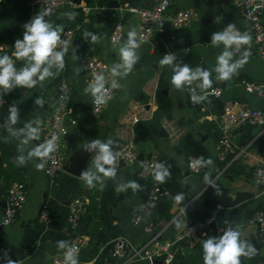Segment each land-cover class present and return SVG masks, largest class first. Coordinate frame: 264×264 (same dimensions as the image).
Returning a JSON list of instances; mask_svg holds the SVG:
<instances>
[{
  "label": "crops",
  "instance_id": "0c3cea01",
  "mask_svg": "<svg viewBox=\"0 0 264 264\" xmlns=\"http://www.w3.org/2000/svg\"><path fill=\"white\" fill-rule=\"evenodd\" d=\"M76 1L89 7H96L94 3L99 0ZM107 1L113 6H101L100 9H91L88 13L68 7L45 19L54 27L63 28L61 36L69 28L77 30L64 56V69L55 74L58 70L53 67L51 69L55 74L53 77L46 78L43 82L38 81L31 88H14L4 95L5 103L0 105V141L7 143L9 150L3 154L0 149L2 170L0 171V239L3 242L0 248V264H6L7 259L16 261L17 264H55L54 257L75 240L71 236L76 231L70 228L68 222L75 201L80 200L86 207L92 199L99 200L102 196L105 177L97 172V167L95 169L91 167V162H95L93 156L98 149L87 146L96 139L114 142L117 138L122 139L119 145L134 140L137 154L144 156L143 161L137 159L133 163L120 166L115 170V175L110 177L114 184L116 200L108 205L109 214L120 231L117 237L124 236L131 250L147 243L149 234L146 233L145 226L150 223L154 224L161 239H174L193 222L192 216L199 217L204 214V203L209 192L215 188H223L232 201L239 199L238 205L248 201L240 211L232 207L225 209L226 215L233 223L232 228L240 230L241 239L246 243L252 245V241L257 240L262 245L259 255L255 254L251 258L242 256L240 260L246 259V264H264V245L261 242V235L258 227L248 221L257 210L264 208V188L261 187L263 184L257 183L253 177L256 168L264 167V125L242 124L234 127L230 136L237 148V154L227 161L218 159L217 148L218 122L229 103H232L230 112L237 113L244 107H251L260 109L264 113V97L248 92L241 84L242 79L264 83V59L258 55L253 42L245 48L249 56L243 67L237 69V73L229 80H217L219 75L216 71L217 57L227 50L232 53L230 61L232 63L241 59L244 53L240 56L236 55L231 47L225 49L223 43L214 47L213 34L223 32L230 23L251 32L249 24L243 19L233 0H170L172 14L192 7L196 12L195 17L185 28L167 26L165 31L154 30L146 42L139 44V48L136 49L139 60L133 65L131 72L125 74L124 68L118 67L122 64L120 48L126 43L128 33L136 32L139 18L128 10L132 7L131 0ZM135 1L141 7L149 8L154 4V0ZM38 10L37 4L32 3L31 0H0V56L12 57L18 70L25 62L15 59L14 44L17 39H23L24 24L34 18ZM97 13H102L104 18L100 19ZM83 14L85 19L81 21ZM119 20L124 23V36L122 41L115 45L111 41V35L114 24ZM86 32L96 35L99 38L98 42L93 43L91 36L85 37ZM76 40L80 43L75 42ZM175 52L184 55L183 64L177 58L174 60L181 66L188 64L193 71L197 66L206 67V71L211 74L212 87L221 88L220 98L226 106L220 107L217 102L215 111L205 102L193 106L185 86L177 90L171 84L173 75L171 66L159 67V61L164 55ZM86 55L98 56L109 64L112 71L116 69L114 74L116 94L99 117L92 111L93 96L84 91L90 84L87 69L82 64V59ZM154 64L157 65L153 66ZM62 80H67L72 87L66 119L68 135L64 141L63 170L59 175L58 184L51 188L44 170L36 168V165L41 163L36 156L29 155L36 148L37 141L29 138L28 133L29 126L34 129L50 116L57 104L58 87ZM215 80L218 81L217 85L213 84ZM193 82L196 86L202 83L201 80ZM160 93L171 100V109L164 114L160 125V127L164 126L168 133L166 138L158 136L159 130L153 136L152 131L146 129L159 110ZM38 97L44 101L42 106L35 104ZM11 105H15L17 109L15 123L9 120ZM168 114L170 117H167ZM211 123H215L216 126ZM138 125L140 127L136 129ZM186 135L197 140L206 150L208 159L213 161L201 175L189 171L188 160L191 156H187L177 147L180 139ZM114 147L113 143L112 148ZM82 149L91 157L84 173L91 172L94 176H99V179L93 180L92 188L87 187L82 176L76 172L64 170L75 153ZM19 157H23L22 163ZM147 160L154 162L155 170L157 164L174 162L180 173V183L183 180L181 185L186 191L184 197L186 205L175 202L170 210L171 219L163 217L164 206L161 213L152 209L144 215L139 224H134L132 216L144 201L140 197L141 194H134L129 185ZM206 175L214 185L218 186L208 185L205 181ZM18 182H23L27 186V201L16 220L10 225H3L1 222L6 207L7 190ZM117 187L124 188V191L118 192ZM244 195H248L249 200H246ZM45 202L50 204L52 218L49 222L41 219V210ZM191 209H194V213H190ZM198 209H202L203 212L200 213ZM222 209V205L217 206V211ZM84 215L83 222L88 226L90 215ZM87 226L84 234L89 239L76 259L78 263L97 264V258L106 246H101L97 255H94L98 240L86 233ZM214 230L212 228L210 237L215 236ZM96 234L98 233L94 235ZM61 241L65 242L63 248L59 244ZM105 259L119 264L117 259L112 258V249ZM176 260L179 264H204L203 247L199 244L192 248L187 241L181 242ZM123 264H152V261L134 258Z\"/></svg>",
  "mask_w": 264,
  "mask_h": 264
},
{
  "label": "built area",
  "instance_id": "2783aa9c",
  "mask_svg": "<svg viewBox=\"0 0 264 264\" xmlns=\"http://www.w3.org/2000/svg\"><path fill=\"white\" fill-rule=\"evenodd\" d=\"M32 3L39 5L37 14L45 13V19L50 15L60 11L62 9L71 7L73 9L88 13L91 9H100L101 7H89L84 3L76 0H31ZM234 4L241 12L243 19L249 24V31H245L236 27V30L241 34L247 33L250 36V42L256 47L258 55L264 59V0H233ZM171 1L170 0H154L152 7H129L128 10L137 15L139 23L137 26V42L141 44L146 42L154 32L159 29L165 31L167 26L174 28L187 27L196 15L194 8L188 7L182 9L176 14L170 12ZM36 14V15H37ZM35 15V16H36ZM227 28V26H226ZM77 30L75 28L67 29L61 36V40H65L70 43L75 37ZM124 36V23L122 20L117 21L114 24V28L111 35V41L113 44H119ZM247 45L240 46L237 50V46H231L232 52L236 55H243ZM61 50L60 48L57 49ZM175 56L174 53H171ZM176 59V57H175ZM83 66L87 69L90 83L94 82V77L97 74H101L104 77V89L106 91L107 100L103 105H96L94 99L92 101V111L95 116L99 117L108 103L114 98L116 94L114 74L107 62L102 58L95 55H86L82 59ZM38 82V81H37ZM241 84L250 93H255L264 97V83L242 79ZM58 101L50 116L42 124L36 126L38 139L36 147L44 144L46 140L51 139L53 135L57 136V150L50 155V157L41 159L36 157L40 163L43 164V170L48 179L49 187L53 188L58 184V178L63 170L65 156H64V141L68 135V127L66 119L69 112V100L72 93V87L67 80H62L59 84ZM186 91L189 94L190 102L193 106L201 105L209 97L220 98L222 90L219 87H211L208 89H199L194 82L189 85H185ZM5 93L0 90V105L5 103ZM205 97L198 102H193L191 97ZM229 103L226 106L225 112L221 116L218 122L219 139H218V159L221 161H227L229 158H233L237 154V148L234 145L230 133L234 127L242 124H251L254 126L264 125V113L262 110L251 107H244L239 112H230ZM137 121V118H135ZM115 156V170L120 167L121 161L126 164L137 161L138 154L136 152V145L134 140H128L118 147L112 148ZM98 152L93 156L94 161ZM199 159L196 156L189 157L188 169L195 175H201L205 171L204 166L196 165V160ZM105 167H108L107 165ZM155 172V164L152 160H147L143 163L139 172L140 176H148ZM253 177L259 184L264 185V167H258L253 171ZM150 193L147 201L140 204L137 211L132 216V222L139 224L146 213L154 209L159 201L164 197L169 198L171 194L168 190H163L159 182H155L150 187ZM28 198V189L25 183L18 182L12 184L7 190L6 207L4 216L2 219L3 225L12 224L22 208L24 207ZM221 208L220 206L218 207ZM86 212L84 205L80 200H76L69 214L68 222L72 230L83 222V216ZM50 204L45 202L41 210V219L44 222L51 221ZM250 224L258 227L261 235V242L264 245V209L257 210L251 218L248 220ZM212 228H214V237H219L228 227L218 225L217 213L214 212L211 216L203 220L191 222L185 227L174 239H161L160 233L155 229L154 224L150 223L145 226L146 233L149 234V239L145 245L140 248L130 249L128 240L124 236H119L112 241V258L120 259L127 258L128 260L134 258L147 259L153 261L154 259L161 260L163 264H169L177 259L179 253V246L181 242L187 241L190 247L194 248L200 244L201 240L210 238L212 234ZM89 237L86 234L77 235L75 240L63 251L54 257L55 264H66V254L71 251L75 258L81 252L82 248L87 244ZM245 242V240L241 239ZM246 243V242H245ZM86 264V263H78ZM105 264H114L111 260L105 259Z\"/></svg>",
  "mask_w": 264,
  "mask_h": 264
},
{
  "label": "clouds",
  "instance_id": "9594fccd",
  "mask_svg": "<svg viewBox=\"0 0 264 264\" xmlns=\"http://www.w3.org/2000/svg\"><path fill=\"white\" fill-rule=\"evenodd\" d=\"M45 13H38L28 23L24 24L23 39H17L14 44L15 52L14 56L16 60L24 61L25 64L19 70L17 69L14 60L8 55L0 56V90L3 93H10L17 87H34L37 81L43 82L46 78L53 77L58 74L59 71L65 67L64 56L68 52L69 42L61 40V32L63 28L61 26H53L51 23L45 20ZM91 36L92 42H98V37L92 33H85V37ZM250 36L247 33L241 34L236 30L233 24H228L227 28L223 32H217L212 36V45L215 47L219 43H223L225 49L230 48L233 45L237 46L239 50L240 46L248 45L250 43ZM137 42V33L130 31L128 33V39L123 47L120 48V59L125 74L131 72L133 65L139 60L136 49L139 48ZM60 48L61 50H57ZM249 52L245 51L241 59L230 63L232 60V53L225 50L221 55L217 57L218 67L216 71L219 73L217 76L218 81L229 80L234 74L237 73V69L243 67L247 62ZM175 60V56L171 53L164 55L159 61V67L172 66ZM55 67L58 71L53 73L51 69ZM171 84L177 89L181 90L185 85L191 84L195 80H201V89H208L212 87V80L210 79V72L203 70L197 66L193 71L188 64L181 66L176 64L172 68ZM113 74H116V69H113ZM94 82L90 83L87 88L84 89L86 93H91L96 105H103L106 103L107 95L104 89V77L101 74H97L94 77ZM117 85L113 84V87ZM193 102H198L205 97H191ZM43 99L38 97L35 101L36 105L42 106ZM9 120L15 123L17 120V109L15 105L9 107ZM39 122V121H38ZM38 130L32 129L29 126V138L38 139ZM58 137L53 135L51 139L46 140L44 144L34 148L29 155L36 156L41 159L50 157L52 153L57 150ZM27 143V141H24ZM112 140L103 142L99 139L93 140L87 147L98 149V154L95 157V163L97 172L104 177H113L115 175V156L113 154ZM21 163L23 157L18 158ZM198 166L212 165L213 161L209 158L207 160L204 157H200L196 160ZM108 167H105V166ZM43 164L36 165L37 170L43 169ZM166 177H170V173L167 169L163 168L162 164H157L154 179L163 184L166 182ZM82 179L85 181L87 187H93V180L99 179V176H94L91 172H85L82 174ZM205 181L208 185L216 187L211 179L206 175ZM133 191L139 188V185L135 182H131L129 185ZM118 192L124 191V188L117 187ZM177 203L184 200L182 193L177 194L174 197ZM60 247L65 246V242H59ZM203 247V262L204 264H241L240 257L251 258L256 254V249L244 241L241 240V233L232 228H227L219 237H210L202 241ZM66 264H78L74 254L69 251L65 257ZM6 264H17L16 261L11 259L6 260Z\"/></svg>",
  "mask_w": 264,
  "mask_h": 264
},
{
  "label": "trees",
  "instance_id": "16d2710c",
  "mask_svg": "<svg viewBox=\"0 0 264 264\" xmlns=\"http://www.w3.org/2000/svg\"><path fill=\"white\" fill-rule=\"evenodd\" d=\"M94 6H113L107 0H99L97 3H94ZM130 6H139V4L135 0L130 1ZM91 18V17H90ZM85 15H82L81 21H84ZM176 58L180 63H184V55L180 52H175ZM163 84V83H162ZM198 88L201 89L200 84L197 85ZM158 103L159 110L155 113L153 120L146 126V129L152 131V135H156L160 125L161 120L166 112L171 109V100L164 96L162 93L158 95ZM205 104L213 111H215L217 106V101L214 97H209L205 100ZM211 125L216 126L215 123H211ZM139 125L136 129H139ZM145 129V130H146ZM147 131V130H146ZM178 149L184 152L187 156H196L197 158L204 157L205 160L208 159L206 150L199 144L197 140H195L192 136L186 135L183 136L179 143ZM0 149L3 154L9 150V145L5 142L0 141ZM205 168L207 166H204ZM164 169H167L170 173V177H166V182L161 184L163 190H168L171 194V197H164L165 201V210H164V218L171 219L172 215L170 214V210L173 204L176 202L174 197L182 193L185 197V190L181 185L179 178L180 173L176 169L173 161H166L163 165ZM0 171L1 167H0ZM155 172L148 176H140L139 174L133 179L132 182H135L139 185V188L136 191L131 190L134 194H142L148 187H152L155 182H158L154 179ZM105 183L103 187L102 196L99 200L92 199L90 203L85 207V214L90 215V221L87 226L86 233L94 236L95 233L99 234L98 242L96 243V248L94 250V255H97L101 246H106L103 253H101L97 258V264H104L105 257L108 256L110 250L112 249V241L117 238L120 234L118 227L114 223V219L110 216L108 205L113 204L116 200L114 194V184L110 180V177H105ZM244 198L247 200L248 195H244ZM249 200V199H248ZM248 201L243 203L242 205H238L239 199L237 201H232L230 197L227 195V191L223 188H215L209 192L205 203H204V214L201 216H192V221L203 220L209 217L212 213H217L218 222L222 226L232 227L233 223L230 218L225 213V209L228 207H232L236 211H240L244 206H246ZM180 205L185 206L186 201L183 200L179 203ZM222 205L223 209L217 211V206ZM264 209V208H263ZM190 213H194V209L190 210ZM85 216V215H84ZM83 216V218H84ZM3 246V242L0 239V248ZM247 260L242 259L241 264H246ZM169 264H179L177 260L169 263Z\"/></svg>",
  "mask_w": 264,
  "mask_h": 264
},
{
  "label": "water",
  "instance_id": "95a60500",
  "mask_svg": "<svg viewBox=\"0 0 264 264\" xmlns=\"http://www.w3.org/2000/svg\"><path fill=\"white\" fill-rule=\"evenodd\" d=\"M37 7H39V5H37ZM97 16L100 18V19H103L104 18V15L102 13H97ZM75 42H79V40H76ZM177 63L176 62H173V65L171 66V70L173 67H175ZM157 64H154L153 66H156ZM203 70L206 71V67L203 66L202 67ZM213 84L217 85L218 84V81L215 80L213 82ZM216 101L218 102L219 106L220 107H224L225 106V102L221 99V98H216ZM1 110V108H0ZM167 117H170V114L167 115ZM158 136L160 138H166L168 136V133L166 132L164 126H161L160 129H159V132H158ZM122 142V139L121 138H117L114 140V146L115 147H118V145ZM84 149L82 150H79L75 153L74 157L67 163V165H65L64 167V170L66 171H73V172H76L78 175L82 176V174L84 173V170L87 166V164L90 162V154H86L83 152ZM138 160L140 161H143L144 160V156L142 154H139L138 155ZM126 163L124 161H121L120 163V166H125ZM91 167L93 169H95L96 167V163L95 162H91ZM181 183H183V180H181ZM215 186H218V185H215ZM262 188H264V185H261ZM150 190L151 188L148 187L144 193H142L140 195V197L142 198L143 201H147L148 199V196H149V193H150ZM187 199V197H186ZM165 206V202L163 200L159 201L158 204L154 207V209L156 211H158L159 213L162 212L163 208ZM198 211L200 213H202V209H198ZM87 226V223L86 222H82L76 229V232L71 236L72 239L76 238L77 235H81L84 233L85 231V228ZM240 232V230H238ZM94 239L95 240H98V234L94 235ZM206 239H203L201 240L200 242V245L202 246V241H204ZM252 246L256 249V255H259L260 253V249H261V244L257 241V240H253L252 241ZM129 260L127 258H120V259H117V263L119 264H123V263H126L128 262ZM152 264H163V262L161 260H158V259H154L152 261Z\"/></svg>",
  "mask_w": 264,
  "mask_h": 264
}]
</instances>
